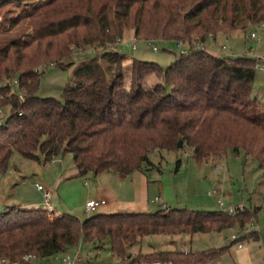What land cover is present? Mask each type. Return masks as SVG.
<instances>
[{
	"label": "trees",
	"instance_id": "16d2710c",
	"mask_svg": "<svg viewBox=\"0 0 264 264\" xmlns=\"http://www.w3.org/2000/svg\"><path fill=\"white\" fill-rule=\"evenodd\" d=\"M30 1L0 0V11L9 5L24 7L20 18L30 19L35 27L26 39L0 37V107L11 106L0 126V171L7 170L15 152L35 161L70 152L78 176L111 172L126 177L134 171L146 173L156 150L188 145L199 159L243 150L264 174V102L253 93L257 59L194 46L264 22V0H47L31 3L29 10L25 6ZM129 28L137 38L182 40L188 53L176 55L166 68L133 58L127 84L128 58L114 44ZM93 44L105 50L77 65L64 99L38 95L40 78L34 67L39 62L69 57L74 48ZM13 77L25 90L23 99L3 85ZM258 211L162 207L153 212H99L81 219L68 212L51 216L44 206L6 205L0 212V256H50L82 239L98 247L109 241L113 255L126 260L129 249L147 235L243 229L257 220ZM236 242L201 251L140 253L132 262L206 264Z\"/></svg>",
	"mask_w": 264,
	"mask_h": 264
},
{
	"label": "rangeland",
	"instance_id": "374dc122",
	"mask_svg": "<svg viewBox=\"0 0 264 264\" xmlns=\"http://www.w3.org/2000/svg\"><path fill=\"white\" fill-rule=\"evenodd\" d=\"M37 1L47 0H32L25 8L31 10L34 5L31 3ZM23 10L24 7L9 5L0 11V27L3 29L0 37L3 40L15 37L26 39L28 35L35 33L31 20L20 18L25 13ZM133 32V29H127L122 41L114 44V48L128 58L124 60L127 84L130 81V65L133 58L155 61L166 68L175 60L176 55H179L177 43L172 41L149 42L148 39L139 38L136 48L133 49L129 42L135 36ZM252 32L258 35L254 40L251 38ZM219 35L220 38L216 42L211 40L205 44L196 42L194 46L195 48L206 46L210 51L226 56L254 57L257 59V65L264 63V22L250 25L246 30L238 29ZM150 43L158 46L159 50L154 51ZM223 45L226 46L225 49ZM104 50L105 47L96 44L87 45L74 48V52L69 57L51 58L39 62L34 67L40 78L38 95L64 99L63 90L74 80L77 65L84 60L100 57ZM103 63L109 65L105 60ZM257 65L253 93L264 102V69ZM3 85H10V92H17L23 99L25 90L20 87L18 77L4 80ZM10 112V105L5 104L0 107V126L6 123ZM41 158L40 161H35L24 158L18 152L13 154L7 170L0 171V206L7 203L19 207H43V195L36 186V183H42L53 189L52 204L58 211L86 219L104 209L110 210L109 207L103 206H98L92 211L86 210L87 200L100 198L101 192L98 188L100 180L93 174L78 176L70 152H65L62 159L46 161L44 157ZM150 159L151 164L146 167V174L152 180L151 202L149 210L146 211L153 212L162 207L205 211L258 207V221H250L243 229L236 226L221 232L150 234L129 249L130 257L126 260L113 255L109 241H106L105 246L98 247V243L87 244L81 239L73 249L80 246L81 253L89 260V264H132L135 263L132 259L138 254L150 253L154 250L182 251V247H186L192 251H201L220 248L231 244L234 235L238 238L235 240L240 243L244 239H251L254 229L261 233V241L256 242L251 248L252 252L259 254L261 251L259 249L264 248V174L253 156L243 150H230L223 157L199 159L194 155L193 149L185 145L176 151L158 149L150 155ZM106 180L103 178V183ZM125 183L132 185L133 188L139 187L137 178L134 182L129 178ZM155 196L160 199L155 200ZM109 198L114 201L112 197ZM121 202L117 205L118 210L143 211L138 209V205ZM236 244L231 245L229 250L217 259L206 264H235L236 250L239 246ZM247 244L245 243V246Z\"/></svg>",
	"mask_w": 264,
	"mask_h": 264
},
{
	"label": "crops",
	"instance_id": "0c3cea01",
	"mask_svg": "<svg viewBox=\"0 0 264 264\" xmlns=\"http://www.w3.org/2000/svg\"><path fill=\"white\" fill-rule=\"evenodd\" d=\"M132 34H134V32ZM219 38H220V35H218V38L215 41L214 40H211V41L216 42ZM172 42H175V41H172ZM88 174H93L98 180H100V183H99L100 185L98 186V188L101 194H99L100 198L96 200L102 201L100 205L101 207L103 206V207L110 208V210L104 209L101 212H104V213L122 212L121 210H118L119 206H117V205H120L121 201H123L124 203L130 204V205H138L139 207L138 209L143 210V211H133V212H146V210H149L150 202H151L150 195H151V188H152L151 186L152 180L150 179V177H148L146 173L141 172V171H134L133 173H131L129 176H126V177H121L111 172H103L97 175L90 172ZM103 178L107 179L106 181H104V183H103ZM129 178H131L133 182L135 181L136 178L137 180L139 179V187L136 186L135 188H133L132 185H128L127 183H125V180ZM127 196H129V198ZM109 197H112L114 201L112 202V200ZM118 198L119 199L121 198V200H118ZM154 199L159 200L160 198L155 196ZM5 205H10V204L6 203ZM125 211H129V210H125ZM56 212L63 213L61 211H58L57 209H56ZM257 221H258V217H257L256 222ZM254 230L255 231L253 233V237H251V239L249 240L244 239V241L242 242L243 243L242 247H239L238 244H236L237 242L235 243L238 246V249L236 250L235 264H264V248L262 249L261 247L259 249L261 250L259 254L257 252L253 253L251 249L256 244V242L261 241V233L257 229H254ZM233 241L234 240H231V243ZM245 243H248L247 246H245ZM181 250L189 251L190 249L186 247H182ZM255 253H257L258 255Z\"/></svg>",
	"mask_w": 264,
	"mask_h": 264
},
{
	"label": "built area",
	"instance_id": "2783aa9c",
	"mask_svg": "<svg viewBox=\"0 0 264 264\" xmlns=\"http://www.w3.org/2000/svg\"><path fill=\"white\" fill-rule=\"evenodd\" d=\"M258 37L256 32L251 33V38L254 40ZM123 38L119 39L118 42L122 41ZM136 36H133L130 39V43L132 44V48H136L137 40ZM149 42L152 40L148 39ZM177 49L178 53L186 54L188 53V45L186 42L182 40H178L177 42ZM152 46L154 51H158L159 48L156 45L149 44ZM199 48V46H197ZM226 46L223 45V49H225ZM259 68L264 69V63H258L257 65ZM36 186L39 191L42 192L43 199H44V207L47 208L49 214L53 216L54 214H57L56 208L52 204L53 199V189L45 184L42 183H36ZM215 192V191H214ZM221 202V200L219 201ZM102 201L96 200V199H89L86 202V210L92 211L96 209L98 206H100ZM238 208L230 209V213H235ZM233 240L237 239V237L234 235ZM239 247H242V243L238 242ZM75 246L70 247L67 250L64 251H58L50 256H40L35 253H28L23 255L21 258L13 259L10 257H3L0 256V264H89V260L81 253L80 246L77 249H73ZM132 264H173L171 261L156 259V260H141L137 261Z\"/></svg>",
	"mask_w": 264,
	"mask_h": 264
},
{
	"label": "water",
	"instance_id": "95a60500",
	"mask_svg": "<svg viewBox=\"0 0 264 264\" xmlns=\"http://www.w3.org/2000/svg\"><path fill=\"white\" fill-rule=\"evenodd\" d=\"M179 145H182L181 142H179ZM59 159H62V155H60ZM6 208V205L0 206V212L3 211Z\"/></svg>",
	"mask_w": 264,
	"mask_h": 264
}]
</instances>
